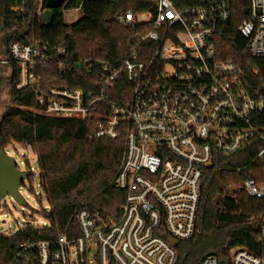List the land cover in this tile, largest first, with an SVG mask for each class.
I'll use <instances>...</instances> for the list:
<instances>
[{
	"label": "built area",
	"instance_id": "1",
	"mask_svg": "<svg viewBox=\"0 0 264 264\" xmlns=\"http://www.w3.org/2000/svg\"><path fill=\"white\" fill-rule=\"evenodd\" d=\"M147 1L151 10L117 13L120 25L145 28L127 44L119 64L99 61L103 72L94 88L36 91L43 114L93 117L96 137L123 139L114 179L126 191L119 218L106 220L81 208L74 214L78 236L70 237L67 228L56 241L27 239L9 264H175L176 245L168 239L178 243L193 235L203 167L214 153L235 154L256 141L255 158L264 162V129L257 124L264 98L242 62L218 50L221 36L234 26L248 54L264 58V0H249L248 15L236 25L233 0ZM24 2L14 9L23 10ZM51 50L42 42L9 44L18 88L38 85L35 69L51 60ZM256 175L246 176L242 186L264 199V172ZM260 243L264 249V222ZM200 264L219 263L209 254ZM232 264H264V254L238 246Z\"/></svg>",
	"mask_w": 264,
	"mask_h": 264
},
{
	"label": "trees",
	"instance_id": "2",
	"mask_svg": "<svg viewBox=\"0 0 264 264\" xmlns=\"http://www.w3.org/2000/svg\"><path fill=\"white\" fill-rule=\"evenodd\" d=\"M22 1L0 0V100L8 88V104L0 115V148L6 151L18 144L36 153L40 186L49 208L41 211L47 225H25L15 235L0 237V264L15 260L27 239L56 241L67 228L70 237L78 236L74 214L81 208L106 220L119 218L126 191L117 187L114 179L122 160L123 139L96 137L93 117L43 114L36 91L50 87L94 88L103 72L99 61L119 64L126 56L127 44L145 28L120 25L117 13L151 10L147 0H66L54 9L53 19L47 23L43 19L45 0H25L23 10H15L14 6ZM81 3V16L66 22L65 11ZM233 6L236 25L248 15L249 0H233ZM12 42H42L53 48L51 60L35 69L40 76L38 85L17 87L20 72L8 53ZM219 43L220 56L241 61L264 98V58L248 54L234 26ZM62 48L65 53L56 52ZM2 59L10 61L2 64ZM112 98L117 101V93ZM257 124L264 129V109ZM259 147L260 143L252 141L235 154L215 152L212 162L203 167L195 230L191 237L176 244L175 264H200L209 254L215 255L219 264H232V250L238 246L264 254L260 243L264 199L248 195L242 186L246 176L264 172V162L255 158ZM26 181L33 192L32 172Z\"/></svg>",
	"mask_w": 264,
	"mask_h": 264
},
{
	"label": "rangeland",
	"instance_id": "3",
	"mask_svg": "<svg viewBox=\"0 0 264 264\" xmlns=\"http://www.w3.org/2000/svg\"><path fill=\"white\" fill-rule=\"evenodd\" d=\"M81 11L73 9L64 13L65 21L70 23L81 16ZM143 16H140L142 18ZM0 115L4 107L8 104V88H5L3 97L0 100ZM6 152L15 158L19 169H27L33 174L31 183L33 192L28 190L30 184L26 181L22 184L20 192L24 203L16 202L10 196L3 199L0 206V237H9L19 233L23 226H44L47 225L43 216L42 208L48 209L47 198L40 186L39 166L36 153L29 147L14 145L6 148Z\"/></svg>",
	"mask_w": 264,
	"mask_h": 264
},
{
	"label": "water",
	"instance_id": "4",
	"mask_svg": "<svg viewBox=\"0 0 264 264\" xmlns=\"http://www.w3.org/2000/svg\"><path fill=\"white\" fill-rule=\"evenodd\" d=\"M66 0H45L46 8L43 12V19L50 23L54 16V9L61 6ZM31 174L27 169H19L17 161L5 150L0 148V206L3 199L7 196L13 198L16 202L22 204L24 199L20 192L22 184ZM169 242L177 244V240L170 237Z\"/></svg>",
	"mask_w": 264,
	"mask_h": 264
},
{
	"label": "flooded vegetation",
	"instance_id": "5",
	"mask_svg": "<svg viewBox=\"0 0 264 264\" xmlns=\"http://www.w3.org/2000/svg\"><path fill=\"white\" fill-rule=\"evenodd\" d=\"M25 182H26V181H25ZM25 182H23V184H24Z\"/></svg>",
	"mask_w": 264,
	"mask_h": 264
}]
</instances>
